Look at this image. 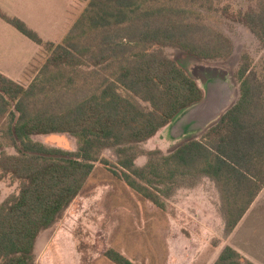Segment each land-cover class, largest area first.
<instances>
[{
  "label": "trees",
  "instance_id": "obj_1",
  "mask_svg": "<svg viewBox=\"0 0 264 264\" xmlns=\"http://www.w3.org/2000/svg\"><path fill=\"white\" fill-rule=\"evenodd\" d=\"M85 1L59 43H44L20 19L0 14L48 53L27 87L0 73V139L7 140L0 147L17 152H0V180L11 174L20 181L19 193L0 204V264H33L37 235L79 195L105 148H115L119 157L112 173L160 208L159 185H172L177 177L213 180L229 233L264 188V61L254 67L247 53L236 72L237 100L199 139L167 155L150 151L145 166L135 164L142 153L138 144L204 96L164 48L203 60L225 58L233 50L227 36L203 22L214 0ZM242 22L264 45V1L244 13ZM82 66L97 77L91 93L60 100L59 91L83 76ZM52 133L75 137L77 151L64 156L66 151L31 139ZM104 256L113 264H136L112 248ZM213 264L253 263L226 246Z\"/></svg>",
  "mask_w": 264,
  "mask_h": 264
},
{
  "label": "rangeland",
  "instance_id": "obj_2",
  "mask_svg": "<svg viewBox=\"0 0 264 264\" xmlns=\"http://www.w3.org/2000/svg\"><path fill=\"white\" fill-rule=\"evenodd\" d=\"M262 1L214 0L213 8L203 22L231 40L233 50L225 58L203 60L174 47L164 48L165 54L197 81L204 97L203 101L176 116L167 128L138 144L142 153L135 160L137 166L147 164L150 151L160 150L167 155L181 143L199 139L205 129L234 104L239 96L236 72L242 55L247 53L254 67L261 66L264 61V45L242 22V15L257 11ZM17 9L30 12L36 7L17 6L10 0H0L1 15L20 19L10 17ZM1 15L0 66L5 70H17L31 53L17 34L32 40ZM40 46L43 49L41 66L36 72L33 67L38 58L31 62L25 72L36 74L30 82L22 85L24 87L34 80L47 58L48 53ZM87 67H81L83 76L77 77L76 85L59 91L60 100L75 101L91 93L97 77L90 74L93 68ZM211 107L217 109L214 114L210 112ZM31 139L66 151L68 155L64 156H71L78 148L77 139L67 133L33 135ZM0 141L7 142L5 139ZM1 151L17 153L10 146L0 147ZM118 161L115 148H105L100 152L79 195L53 226L37 235L33 264H113L104 256L110 248L136 264L212 263L218 246L229 234L225 228V207L218 185L208 177H177L172 185H159L164 190L160 194L164 207L160 208L112 173V170H117ZM19 188L20 181L6 174L0 180V204L17 195ZM247 224L251 226L248 234L253 239L246 248L264 264V247L256 246L255 236L264 234V220L254 214Z\"/></svg>",
  "mask_w": 264,
  "mask_h": 264
},
{
  "label": "crops",
  "instance_id": "obj_3",
  "mask_svg": "<svg viewBox=\"0 0 264 264\" xmlns=\"http://www.w3.org/2000/svg\"><path fill=\"white\" fill-rule=\"evenodd\" d=\"M9 1V0H8ZM17 6H27L36 7V9L27 12L25 9H17L13 16L18 17L25 21L30 29L35 31L38 36L44 42L59 43L64 35L67 33L76 17L80 14L84 8L85 0H10ZM58 1V2H57ZM2 12V11H1ZM3 13V12H2ZM8 16V14H7ZM36 21V24L33 22ZM34 23V24H33ZM19 39L26 42L27 48L30 50V54L26 61L19 64L20 69H7L0 66V73L5 77L13 80L18 84H27L36 74L38 68L41 66L42 59V47L33 41L27 40L25 37L17 34ZM36 66L33 69L36 71L32 74H27L25 71L31 65L35 59ZM14 72V73H12ZM204 97V96H203ZM172 121L162 129L167 128ZM161 130V129H160ZM159 132V131H158ZM157 132V133H158ZM154 137V136H153ZM151 139V138H150ZM149 140V139H148ZM253 209V211H252ZM251 212V213H250ZM259 217L264 220V188L256 196L255 200L252 202L248 210L245 212L241 220L235 226V228L227 235L224 243L220 244L217 248V252L214 256L213 264L218 258L222 249L226 246H230L235 251H237L245 259L249 260L253 264H263L255 257H253L248 248H246L247 243L252 244V237L248 234L251 228L250 224H247L249 218L253 216ZM253 215V216H252ZM257 247H264V234H256Z\"/></svg>",
  "mask_w": 264,
  "mask_h": 264
},
{
  "label": "water",
  "instance_id": "obj_4",
  "mask_svg": "<svg viewBox=\"0 0 264 264\" xmlns=\"http://www.w3.org/2000/svg\"><path fill=\"white\" fill-rule=\"evenodd\" d=\"M201 101H203V99H202ZM201 101H200V102H201ZM197 104H198V103H197ZM216 110H217V109H215V108H212V107L210 108V112L213 113V114L215 113Z\"/></svg>",
  "mask_w": 264,
  "mask_h": 264
}]
</instances>
